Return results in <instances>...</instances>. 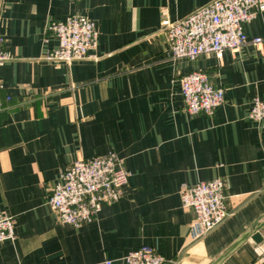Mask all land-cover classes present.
I'll use <instances>...</instances> for the list:
<instances>
[{
	"label": "crops",
	"instance_id": "0c3cea01",
	"mask_svg": "<svg viewBox=\"0 0 264 264\" xmlns=\"http://www.w3.org/2000/svg\"><path fill=\"white\" fill-rule=\"evenodd\" d=\"M211 0H0V213L14 239L0 264H121L141 245L163 264H208L264 215V127L248 117L264 100V11L246 23V43L218 56H170L161 20ZM93 20L95 47L71 63L50 60L52 20ZM262 40L254 44L252 40ZM202 71L224 89L211 115H188L180 78ZM114 152L130 172L116 202L73 226L46 203L60 170ZM222 178L229 215L192 239L184 184ZM221 264H264V239L244 242Z\"/></svg>",
	"mask_w": 264,
	"mask_h": 264
},
{
	"label": "built area",
	"instance_id": "2783aa9c",
	"mask_svg": "<svg viewBox=\"0 0 264 264\" xmlns=\"http://www.w3.org/2000/svg\"><path fill=\"white\" fill-rule=\"evenodd\" d=\"M262 11L264 0H211L179 19H170L163 12L161 31L174 59L193 60L208 53L219 56L224 50L237 52L246 43L244 27ZM47 29L57 39V47L46 53L50 60L71 63L87 57L96 45L95 22L79 13L68 14L63 20H52ZM3 40L0 36V68L12 58L2 47ZM261 40L256 37L252 42L258 44ZM180 95L188 115H211L224 101V89L216 86L202 71H190L181 76ZM248 117L264 127V100L253 98ZM129 175L124 159L114 152L78 158L60 170L58 181L46 196V203L61 222L79 226L94 219L103 204L119 199ZM225 187L222 178L181 186V204L193 212L192 239L202 237L229 215ZM14 236L12 217L0 213V242L12 240ZM164 262L165 259L149 245H141L120 259L121 264ZM103 264H112V261L106 259Z\"/></svg>",
	"mask_w": 264,
	"mask_h": 264
},
{
	"label": "water",
	"instance_id": "95a60500",
	"mask_svg": "<svg viewBox=\"0 0 264 264\" xmlns=\"http://www.w3.org/2000/svg\"><path fill=\"white\" fill-rule=\"evenodd\" d=\"M249 239L256 243H259L264 239V215L248 226L208 264H221L225 258Z\"/></svg>",
	"mask_w": 264,
	"mask_h": 264
}]
</instances>
